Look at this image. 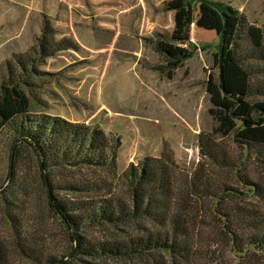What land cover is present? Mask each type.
I'll list each match as a JSON object with an SVG mask.
<instances>
[{
    "label": "trees",
    "instance_id": "16d2710c",
    "mask_svg": "<svg viewBox=\"0 0 264 264\" xmlns=\"http://www.w3.org/2000/svg\"><path fill=\"white\" fill-rule=\"evenodd\" d=\"M199 1L223 24L219 81L211 90L215 128L201 137V155L220 168L234 166L218 143L231 136L264 170V72L254 68L264 61L263 27L220 2L168 0L175 31L172 42L156 43L166 60L162 70L172 78L194 56L191 31ZM78 50L75 40L58 39L46 19L37 44L0 67V144L8 132L13 171L11 185L0 186V219L8 229L0 235V264H60L74 250L72 261L82 264H202L216 255L215 247L227 249L225 264H264L263 181L241 177L257 198L248 207L239 197L243 193L212 180L205 164L186 172L171 151L131 164L120 175L119 137L98 125L32 113V79L42 74L38 66ZM51 219L69 244L61 256L47 246Z\"/></svg>",
    "mask_w": 264,
    "mask_h": 264
},
{
    "label": "rangeland",
    "instance_id": "374dc122",
    "mask_svg": "<svg viewBox=\"0 0 264 264\" xmlns=\"http://www.w3.org/2000/svg\"><path fill=\"white\" fill-rule=\"evenodd\" d=\"M211 1L240 10L264 29V0ZM46 19L58 39L75 40L79 50L60 52L38 66L42 74L32 79L33 114L98 125L107 135L119 137L120 175L131 164L171 151L181 169L194 173L205 164L212 180L240 190L242 204L254 205L256 194L241 180L248 177L264 184V170L254 157L246 158L231 136L215 137L234 166L223 169L201 155V137L213 135L215 128L211 90L219 81L216 55L223 24L213 8L196 4L191 37L197 48L172 78L162 70L166 60L156 50L157 41L172 42L175 31V12L168 0H0V67L37 44ZM254 68L264 72V61H256ZM7 133L0 144V186L5 188L12 183ZM27 168L23 165L22 172ZM5 225L0 219L2 236L8 233ZM68 245L59 223L51 219L50 251L61 256ZM215 248L216 255H207L202 264L228 262L227 249Z\"/></svg>",
    "mask_w": 264,
    "mask_h": 264
},
{
    "label": "water",
    "instance_id": "95a60500",
    "mask_svg": "<svg viewBox=\"0 0 264 264\" xmlns=\"http://www.w3.org/2000/svg\"><path fill=\"white\" fill-rule=\"evenodd\" d=\"M12 173H13V171H12V169H11V171H10V181H11V179H12ZM43 173H44V177H45L46 184L49 186L48 175H47V173H46L45 170H43ZM0 192H1V191H0ZM51 201L53 202L52 198H51ZM74 253H75V250L69 255V258H70L71 256H73ZM63 262H64V261H63Z\"/></svg>",
    "mask_w": 264,
    "mask_h": 264
}]
</instances>
